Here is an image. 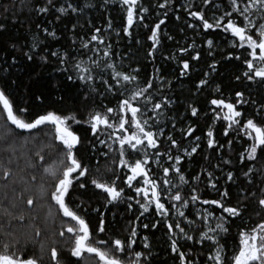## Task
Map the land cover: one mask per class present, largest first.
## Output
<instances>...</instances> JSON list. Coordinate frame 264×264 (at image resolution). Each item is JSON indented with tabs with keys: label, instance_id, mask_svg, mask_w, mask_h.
Instances as JSON below:
<instances>
[{
	"label": "snow or ice",
	"instance_id": "snow-or-ice-1",
	"mask_svg": "<svg viewBox=\"0 0 264 264\" xmlns=\"http://www.w3.org/2000/svg\"><path fill=\"white\" fill-rule=\"evenodd\" d=\"M108 3L103 0L104 6ZM117 3L125 13L123 35L131 37L136 26L148 28L146 38L151 43L147 57L153 58L163 38L162 26L170 10H174L173 0H158L148 6L147 0ZM221 3L223 8L216 0H202V8L187 2L181 6L193 21L187 23V28L200 29L205 36L219 31L228 37L222 44L214 39L204 41L212 62L207 63V70L195 83L196 92L212 85L210 77L217 71L214 53L242 65L235 77L237 81L264 85V0ZM92 7L90 2L81 4L79 0L63 4L60 0H45L43 4L36 0L31 11L37 15L55 11L60 20ZM209 7L211 16L206 11ZM153 8L163 10L164 18L158 17L149 26L146 20ZM36 29L26 45L12 43L11 63L5 60L0 73L17 67L19 61L38 67L51 65L58 76L53 77L55 83L50 82V89L79 87L83 98L78 97V105L63 108L64 95L51 98V92H40L22 104L12 95L16 80L0 76V119L18 130L19 136L28 133L33 142L47 138V147L54 148L57 154L51 164H44L39 163L45 161L43 149L37 151L38 162H28L13 181L11 208L15 211L5 208L4 215L9 217L10 228L12 221H17L20 229L31 232V237L0 225V264H41L42 257L28 255L29 245L43 235L35 224L37 200L45 220L59 221L60 230L53 234L48 247L51 264H62L68 258H75L72 264H151L152 245L147 235H140L141 225L145 230H165L174 264H264V218L255 223L251 216L245 220L253 203L260 209L255 215L264 214V100L246 99L240 90L235 91L234 98H226L222 88L215 85L214 94L218 95L209 100L212 119L226 122L225 137L235 133L226 141L227 151L233 150L237 139L241 144L235 157L239 176L229 168L222 185L221 177L208 167L186 174L183 162L198 154L202 141L207 149L219 151L218 163H211L210 154L203 157L212 169L222 170L233 165L234 160L231 156L224 158L220 150L225 149V143L217 139L211 125L188 146L185 141L194 136L196 127L180 129L179 139L173 135L177 124L167 115L175 103L168 95L172 82L159 74V69L151 77H142L139 67L118 66L112 59V45L106 43L99 28L88 36L74 31L69 47L63 50L47 46L49 38L58 39L56 31L40 24H36ZM4 31L7 25L0 22V33ZM190 49H195L194 43L178 49L181 77L192 70L191 61L203 59L202 51L192 55ZM185 53L189 59L184 58ZM40 75L36 72L29 78L39 81ZM49 100L48 107H44ZM244 105L252 108L250 114L241 110ZM33 107L41 111H33ZM188 110L191 117L200 114V109L192 104ZM168 123L171 131L167 130ZM76 126H85L90 132L87 146ZM8 131L11 133L12 128ZM89 152L103 157L104 165L99 161L93 164V155L86 154ZM37 168H42L39 182ZM12 176L7 167L0 173L6 188ZM236 184L240 186L233 193L231 187ZM90 189L96 190V206L91 198H82ZM110 205H125L124 213H133L132 217L125 216L128 222L123 228L111 227L105 211H111ZM146 214L153 219L143 222ZM237 220L241 224H236ZM233 227L237 238L229 243ZM65 245L68 258L60 251ZM40 247L44 249L45 244L40 242Z\"/></svg>",
	"mask_w": 264,
	"mask_h": 264
},
{
	"label": "trees",
	"instance_id": "trees-1",
	"mask_svg": "<svg viewBox=\"0 0 264 264\" xmlns=\"http://www.w3.org/2000/svg\"><path fill=\"white\" fill-rule=\"evenodd\" d=\"M41 4L45 0H39ZM67 0H60V3H66ZM81 4L85 2H90L94 7L87 9L82 13H77L75 15H69L62 17L60 20L56 19L58 15L55 11L48 14L37 15L31 9L36 3V0H24L21 4V0H0V22L7 25V31L0 33V68L5 67L4 61L7 60L11 63V56L9 51L11 50L12 43L19 45H26L30 42L33 34L37 33L36 24H40L42 27H47L50 30H54L57 33V40H52L51 38L47 41V46L52 49H61L69 47L71 42V37L75 33L79 35H90L96 28L101 29V35L104 37L106 43L112 45V51L114 53L112 59L117 63L118 66H131L139 67L141 69L142 77H151L156 74L155 70L159 69V74H162L166 80L172 82L170 91L168 95L175 101L172 106V110L167 114L168 116L174 118L177 124V130L173 132V135L177 139L180 138V129L187 128V126L192 125L197 128L194 136L189 140L185 141V146H188L195 142V136H202L206 133L208 126L211 125L214 129L217 139L221 143H225V149L220 150L224 153V158L231 156L234 160L233 165L224 166L222 170L212 169L210 167L209 161H206L203 157L205 155H211V163H218L221 159L219 151L214 152L213 150L207 149L206 143L202 141V148L198 150V154L191 158H186L183 162V167L186 174H195L200 172L202 168L208 167L216 175L221 177V184L224 185V180L226 179V172L231 168L239 176V166L235 163V157L237 152L241 148V144L237 139L234 148L231 152L227 151L226 141L235 136L225 137L223 135L224 128L226 127V122L223 121H213L211 115V105L209 100L211 98H216L218 94H214L215 85H219L223 90V96L226 98H234L235 91L240 90L245 92V98L255 99L256 101L264 100V85L258 82H248V81H237L235 79L236 75H239L242 71V65L236 61L223 60L219 54L214 53L215 59L217 61V71L213 73L210 79L212 80V85L205 87L203 91L196 92L194 85L201 78L202 73L207 70V63L212 62V57L207 55V46L204 43L206 39H214L218 43H223L228 37L219 31H210L207 36L201 32L200 29L194 31L193 29L187 28V23L193 22L189 19L186 12L183 11L182 5L191 3L195 5V8L204 7L202 0H173L174 10H170L169 16L166 20V24L162 26V40L158 50L153 58L147 57V52L149 51L150 41L147 40L146 36L148 34V28L136 26L132 30V36H124L122 32V23L125 13L120 8L117 0H109L107 6H104L103 0H79ZM158 0H147L145 6L155 5ZM162 2V0H159ZM220 7L223 8L224 4L221 0H216ZM226 2V0H225ZM5 8L9 11L5 12ZM194 8V10H195ZM207 15L211 16L212 8L206 9ZM180 16V19H176V16ZM6 17V18H5ZM163 17V10L153 8L151 13L147 16L146 23L152 26V22ZM111 24V27H109ZM73 25H75V30L73 31ZM117 32L120 35H117ZM199 33V34H198ZM42 35V33H39ZM168 36L173 37V39H167ZM139 40L140 43H136ZM195 44V49H190L192 55H195L196 51H202L203 59L199 62L191 61L192 70L186 75L181 77L179 75V65L178 60L180 59V54L178 52L179 47L187 46L190 44ZM25 50L27 48L25 47ZM228 49H225L227 51ZM173 56L176 59H165V57ZM185 59H189L187 53L184 54ZM39 72L40 79L35 81L30 79L31 76H35V73ZM0 76L10 77V79H15L17 84L11 90L12 95L19 99L20 103H25L28 98L32 95L39 94L40 92H45L48 94L52 93L51 98H55L57 95H64L66 98V103L62 106L63 108H72L74 105H78V97L83 98L79 87H65L62 90L57 89L52 91L50 89V82L55 83L53 77L58 76V73L53 71V66L38 67L37 65H29L23 61L18 62L17 67H13L9 72L0 73ZM49 100L45 103L44 107H48ZM107 103V101H104ZM192 104L200 109V114L198 117H191L190 110H188V105ZM51 110V109H49ZM249 114L252 112V108L249 105H244V108ZM33 111H41L40 108L33 107ZM12 128V132L8 131ZM167 130L171 131V123H168ZM76 131L79 135L85 137V146L88 145L87 137L90 132L85 126H76ZM18 130H15L13 126L6 125L5 122L0 119V173L3 172L4 168H9L13 172V176L7 182V188L5 186V181L0 180V225H4L5 228H16L18 234L23 232L25 237H31V232L19 228L17 221H12L11 228L8 225L9 217L4 215L5 208L9 211H15L11 208V203L13 202L14 194L11 189L13 186V181L18 178L19 170L26 168L28 162H38V158L35 156L37 151L43 149L42 154L45 157L44 164H51L57 159V154L54 148L47 147V138L37 139L34 142L29 137L28 133H24L23 136H19ZM25 140L28 142L25 143ZM87 155H93L92 163L96 164L99 161L100 165L103 166L105 160L94 153H86ZM255 167L259 168L260 164H256ZM27 171H32L28 169ZM42 172V168L35 169V174L38 177ZM240 183H243L242 179ZM227 186V185H225ZM240 185H232L231 190L235 193ZM96 190L90 189L89 192L85 193L82 198L92 199L93 206H96V199L93 198V192ZM7 192V196L5 193ZM102 202V201H101ZM125 205H120L119 207L109 208L111 211H106L108 220L111 222V227L113 228H123L127 224V217H132L133 213H124ZM33 211V210H30ZM35 213H38V219L35 221L36 226H38L43 235L37 242L29 245L28 255H35L38 259L42 257L41 264H51L50 253L48 247L51 244L53 234L57 233L59 229V221H53L51 219L45 220L44 211L40 208V201L37 200ZM260 211V209L253 203L250 205L249 212L245 215V220L252 217V222H259L262 216H256L255 213ZM153 217L146 214L143 222H148L152 220ZM236 224H241L240 220L235 222ZM140 235H147L149 241L152 245L151 252V264H174L172 255L169 249L168 237L165 235V230L160 228L157 230H145L142 225L140 226ZM59 239L58 236L55 237ZM237 238V229L233 227L231 235L228 237V242L231 243ZM2 239V237H0ZM40 242L45 244L44 249H41ZM183 243V242H182ZM64 247L60 248L63 257L68 258L69 254L65 251ZM142 247V246H141ZM199 247V246H197ZM139 250V249H138ZM75 258H68L63 261L62 264H72ZM89 264H94V261H89Z\"/></svg>",
	"mask_w": 264,
	"mask_h": 264
}]
</instances>
